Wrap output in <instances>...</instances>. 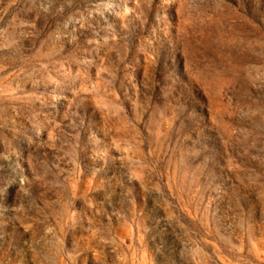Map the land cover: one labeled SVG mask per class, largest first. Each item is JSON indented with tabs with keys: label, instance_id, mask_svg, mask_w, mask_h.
Wrapping results in <instances>:
<instances>
[{
	"label": "rangeland",
	"instance_id": "374dc122",
	"mask_svg": "<svg viewBox=\"0 0 264 264\" xmlns=\"http://www.w3.org/2000/svg\"><path fill=\"white\" fill-rule=\"evenodd\" d=\"M0 264H264V0H0Z\"/></svg>",
	"mask_w": 264,
	"mask_h": 264
}]
</instances>
